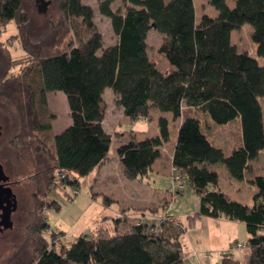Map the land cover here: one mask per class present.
<instances>
[{
  "label": "trees",
  "instance_id": "trees-1",
  "mask_svg": "<svg viewBox=\"0 0 264 264\" xmlns=\"http://www.w3.org/2000/svg\"><path fill=\"white\" fill-rule=\"evenodd\" d=\"M115 1L97 4L116 36L115 42L104 46L94 10L82 0H57L51 31L36 39L27 35L29 18L22 0H0V37L10 22L15 28L6 40L0 38V113L16 127L9 145L26 165L25 180L30 183L22 243L0 264H186L181 237L201 217H224L245 225V260L224 255L220 264H264V175L249 179L255 191L247 204L221 190L217 173L209 168L221 163L231 178L242 180L264 149L258 102L264 97V66L248 52L237 51L230 40L232 30L249 23L256 55L264 56V0H235L233 7L225 0H208L217 15L203 14L199 21L194 0H119L122 6L113 9ZM150 27L163 36L158 53L169 64L168 70H160L147 54ZM13 40L23 51L21 57L11 53ZM11 68L17 72L10 73ZM106 89L116 95L123 116L130 119L150 120L152 109L176 119L183 108L200 110L220 125L238 118L241 144L226 155L208 139L199 119L183 118L171 166L199 197L198 210L187 216V225L172 223L164 213L155 230L153 223L126 214L134 210L129 206L114 218L105 217L115 222V234L80 232L66 245L63 231L52 230L45 236L50 229L46 208L60 206L46 197L67 186L76 190L80 178L106 165L113 140L124 178L147 175L169 139L164 117L158 119L155 135L140 138L132 130L106 132ZM52 91L66 95L71 123L49 146L44 137L52 123L44 120L43 113L48 111L46 94ZM170 176V192L176 197L183 186H176L173 172ZM97 194L112 202L102 192Z\"/></svg>",
  "mask_w": 264,
  "mask_h": 264
},
{
  "label": "rangeland",
  "instance_id": "rangeland-1",
  "mask_svg": "<svg viewBox=\"0 0 264 264\" xmlns=\"http://www.w3.org/2000/svg\"><path fill=\"white\" fill-rule=\"evenodd\" d=\"M36 1L22 0V9L29 18L27 35L31 39H36L49 30L50 22L56 17L55 13L57 11V0H44V3L49 1L45 4L46 7L44 9L39 8L38 1ZM82 1L92 6L94 10V21L103 37L104 46L115 42L116 36L111 28L109 17L101 15L98 11V0ZM225 1L229 7L234 6L235 0ZM121 6L119 0L111 4L113 9ZM194 8L196 21H199L203 14L212 17L217 15V11L208 3V0H194ZM252 29L251 24L244 23L240 28L232 30L230 40L236 46L237 51L248 52L257 59L259 65L264 66V56L256 55L255 44L250 37ZM14 33L15 28L10 22L0 38L6 40ZM162 39V34L158 33L154 27H150L145 39L147 54L160 70H168L170 68L169 64L158 53V46ZM9 47L13 56L21 57L23 55V51L16 41H11ZM15 72H17V68L10 69V73ZM46 100L48 111L43 113L44 120L51 121L52 129L44 138L46 143L51 146L53 137L70 125L71 118L66 95L62 91L48 92ZM103 101L105 106L103 126L106 132L111 134L115 131L129 132L132 130L140 138L155 135L158 132V119L164 117L168 121L169 139L164 144L161 156L152 165V169L155 170H149L147 175L139 176L134 180L124 178L122 167L116 154L117 144L113 140L109 149L111 158L109 167L113 168V174L111 175V180L113 181L110 183L107 179L96 180L97 176L92 172L88 176L80 178V184L76 187L77 195H74L71 186L52 191L46 197L47 202L55 200L60 206L49 205L46 211L44 209L46 220L50 225V229L45 236L49 237L52 230L63 231L65 233L62 241L67 245L80 232H85L89 235L102 234L103 236L115 234L117 230L114 227L115 222L105 217L113 216L114 218L122 209L129 206L134 208L131 216L134 217L135 221L153 223L155 230L160 223L159 216L164 213L174 216L175 221L172 220V223L179 225L177 224L179 221H176L178 218L180 222L187 225V216L198 210L199 197L182 178V183L180 182L183 184L181 193H177L178 195L173 197L170 192L172 191L170 173L172 172L171 155L174 131L177 130L183 118L188 116L195 117L200 120L201 129L208 139L215 146L220 147L224 154L228 155L234 147L241 144L239 119L236 118L220 125L214 123L203 112L194 108H183L180 117L176 119L170 113L159 112L157 109L151 110L150 120L143 118L130 119L123 116L122 108L117 104L116 95L109 89L105 90ZM258 102L262 108L264 123V97H259ZM0 119L3 122L8 120L1 114ZM9 123L12 127V122L10 121ZM8 153L11 156L14 155L13 150H11V153L8 151ZM252 167L253 170L251 173L245 174L244 179L236 180L228 175L223 164L216 163L209 166L218 175L217 184L219 188L227 192L232 198L247 204H251V195L255 191V187L250 183L249 179H251L253 174L264 175V149L259 152L257 159L252 162ZM175 173L178 172L175 171ZM22 175V178L27 176V167H25ZM19 185L20 190L26 192V197H28L30 192L29 181L26 180ZM209 186L211 187V184ZM99 192L111 198L112 202H104L102 196L97 194ZM136 198L141 201H134ZM23 201L25 203L22 202L20 209L14 215L15 222L11 235L8 234L0 238V261L22 243L23 228L27 221L26 212L29 204L28 199ZM154 208L155 213L150 211V209ZM18 216H22V218L18 219ZM203 219L207 220V225L202 223ZM207 233L208 241H206ZM181 238L184 244L186 264H220V259L224 255L244 261L248 254L246 246L247 232L244 223L227 220L224 217H201L196 220L195 226H187L186 232L183 233ZM233 243H242L244 247H233Z\"/></svg>",
  "mask_w": 264,
  "mask_h": 264
},
{
  "label": "flooded vegetation",
  "instance_id": "flooded-vegetation-1",
  "mask_svg": "<svg viewBox=\"0 0 264 264\" xmlns=\"http://www.w3.org/2000/svg\"><path fill=\"white\" fill-rule=\"evenodd\" d=\"M37 1L41 9H44L46 7L45 4L49 2L46 1L44 3V0ZM5 121L3 122V120L0 119V238L8 234L11 235V230H13L15 222L14 215L20 209L22 202L25 203L23 200H30V192L28 197H26V192L21 191L19 187V184L26 181L25 178H22L25 169L24 164L18 161L14 151L13 156L8 153V151L11 153V150H13L9 145V141L16 127L13 126L14 124L11 127L9 120L6 121V125ZM29 205L30 204H28L26 215L29 211ZM21 218L22 216H18V219Z\"/></svg>",
  "mask_w": 264,
  "mask_h": 264
},
{
  "label": "crops",
  "instance_id": "crops-1",
  "mask_svg": "<svg viewBox=\"0 0 264 264\" xmlns=\"http://www.w3.org/2000/svg\"><path fill=\"white\" fill-rule=\"evenodd\" d=\"M71 123V122H70ZM178 128V127H177ZM176 133H177V130L176 131H174V141H173V144H172V152H173V148H174V146H175V143H176ZM166 148V147H165ZM109 164H110V161L106 164V165H104L103 167H101L98 171H95L94 173L96 174V180H99V181H102V180H109V182L111 183L113 180H111L112 178V174H113V168H110L109 167ZM153 168V167H152ZM150 169V170H155V169ZM157 171H160V170H157ZM178 195V194H177ZM131 200V199H130ZM141 201V200H139L138 198H136V199H134V201ZM123 210V209H122ZM125 212H123V214H124ZM126 214H132L131 213V211H130V213H129V211L126 213ZM120 215V214H119ZM157 215V214H156ZM172 217H174V216H172ZM176 218V217H175ZM177 220L180 222V219H178L177 218ZM180 223H182V222H180ZM203 224H205V225H207V220L206 219H203V222H202ZM195 226V225H194ZM185 232H186V230H185ZM209 233V232H208ZM208 233H207V237H206V241H208L209 240V237H208ZM210 234V233H209ZM181 241H182V238H181ZM182 243H183V241H182ZM184 245V244H183ZM202 262V261H201Z\"/></svg>",
  "mask_w": 264,
  "mask_h": 264
},
{
  "label": "built area",
  "instance_id": "built-area-1",
  "mask_svg": "<svg viewBox=\"0 0 264 264\" xmlns=\"http://www.w3.org/2000/svg\"><path fill=\"white\" fill-rule=\"evenodd\" d=\"M175 171H176L175 168H172V172L174 173V179L176 180V182L178 181L176 183V186L177 187H182L183 184H181L182 183L181 177L177 173H175ZM73 193H74V195L78 194V192L76 190H73ZM162 219H164V217H162ZM162 219L160 218V220H162ZM169 220L172 221V220H174V218L172 216H170ZM176 221H177V219H176ZM246 246H247V244H246ZM233 247L242 248V247H244V244H242V243H233Z\"/></svg>",
  "mask_w": 264,
  "mask_h": 264
}]
</instances>
